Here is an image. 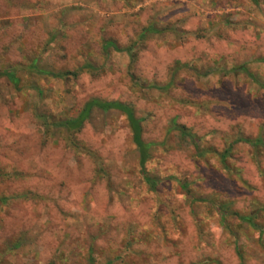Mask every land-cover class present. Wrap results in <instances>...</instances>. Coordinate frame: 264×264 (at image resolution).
I'll return each mask as SVG.
<instances>
[{
  "label": "rangeland",
  "instance_id": "1",
  "mask_svg": "<svg viewBox=\"0 0 264 264\" xmlns=\"http://www.w3.org/2000/svg\"><path fill=\"white\" fill-rule=\"evenodd\" d=\"M5 68L0 264H264V0H0Z\"/></svg>",
  "mask_w": 264,
  "mask_h": 264
},
{
  "label": "trees",
  "instance_id": "2",
  "mask_svg": "<svg viewBox=\"0 0 264 264\" xmlns=\"http://www.w3.org/2000/svg\"><path fill=\"white\" fill-rule=\"evenodd\" d=\"M151 29H147L142 33V36H144L146 33L150 32ZM111 48L114 51H122L123 49H120L114 42L106 41L103 45V49L107 50ZM127 52L130 51V48L125 49ZM30 69L37 75L46 76L50 78H63L67 76L63 73H54L51 71L39 69L34 64L30 66ZM245 70V69H244ZM17 70L16 68H5L0 69V78H5L6 81H8L14 89H19L20 85V78L16 74ZM118 111L122 115L125 116L129 128L132 133V141L135 145L136 151L138 153V163L140 167V174L142 176L143 182L151 189L154 190L159 184L158 179H154L150 177L147 172L145 171V164L149 158V152L151 147L153 146L152 143L145 142L142 139V129H141V118H136L134 115V112L132 108L124 103L118 102V101H104L98 98H92L87 100L80 111L77 113L76 116L71 118H65L58 122L53 123V126L59 127L63 129L67 134L71 133H77L79 132L84 124L89 120L91 114L94 111H100L102 113H107L109 111ZM244 142H248L251 144H254L256 146L263 145L264 143L260 139H256L254 141L250 140H243ZM187 188V185L185 183H182V187ZM245 221L248 222L251 226H254L253 223H251L250 218H244Z\"/></svg>",
  "mask_w": 264,
  "mask_h": 264
}]
</instances>
